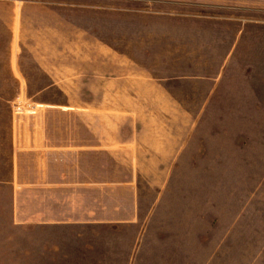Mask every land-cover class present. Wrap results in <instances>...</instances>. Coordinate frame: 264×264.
<instances>
[{"label": "rangeland", "instance_id": "obj_1", "mask_svg": "<svg viewBox=\"0 0 264 264\" xmlns=\"http://www.w3.org/2000/svg\"><path fill=\"white\" fill-rule=\"evenodd\" d=\"M33 1L89 8L95 15L111 7L143 18L145 11L168 20L200 15L215 21L218 33L236 30L242 37L240 49L248 48L244 39L263 40L248 61L257 70L256 63L263 60L257 54L264 52V0ZM126 40L119 52L81 42L62 49L94 57L108 51L111 60L119 56L106 78L117 76L119 66L127 76L123 94L112 93L118 86L111 83L104 94L9 95L4 96L7 104L0 99V264L118 262L119 245L136 226L139 243L148 238L139 254L143 263L145 247H153L160 232L162 239L174 241L175 263L264 264V110L227 109L228 100L216 95L205 99L194 91L181 101L194 109H167L170 96L142 80L148 71L137 65V45ZM152 43L138 50L158 52L155 71L164 72L172 63L159 51L164 47ZM183 52L172 55L177 54L174 61L184 58L175 67H189V53ZM56 73L61 78L83 76ZM135 77L142 79L135 84ZM78 120L94 121L93 127L88 123L93 136L85 128L76 130ZM39 121L58 125L61 131L54 137L60 146L49 143L48 150H62L52 166L41 169L28 158L22 164L23 153H30L15 149L17 142L30 151L27 135L40 128ZM136 216L137 224L125 222Z\"/></svg>", "mask_w": 264, "mask_h": 264}, {"label": "crops", "instance_id": "obj_2", "mask_svg": "<svg viewBox=\"0 0 264 264\" xmlns=\"http://www.w3.org/2000/svg\"><path fill=\"white\" fill-rule=\"evenodd\" d=\"M9 3H0V99L5 102L8 99L4 96L31 93L104 94V92L111 91L104 90V88L110 89L111 83L118 86H113L116 90H112V93L127 92V76L125 73L121 74L119 66L116 68L117 76L108 77L109 80L106 78L111 69L110 64L119 63V56H113L111 60L108 51L102 52L100 57H94L93 54L86 55L87 53L82 56L74 54V56L70 50L69 52L68 49L65 52L62 50L76 47L81 42L87 47L96 45L116 47L119 52L126 44L127 38L128 41H133V44L137 45V51H139L137 65L140 64L143 70L148 71L143 72L145 77L141 79L144 82H154L156 87L158 85L159 88L165 90L162 92L166 96H170L172 106L167 109H194L193 106H184L182 103L187 101L184 96H189L190 91H194L191 94L204 96L205 99L207 95H216L222 97L223 101L228 100L227 103L231 106L227 109L264 110V52H259V55L256 53L257 57L263 58L260 64L256 63L259 69L252 68L248 61L249 55H254L252 48L259 45L262 48L263 40L256 38L247 43L244 39L243 44L248 48L240 49L242 37L237 36L236 30L227 34L218 33V24L200 15L173 17L168 20L162 19V16H156L160 14L148 11L144 12V18L138 16L140 13H137V17L128 16L127 13L116 12L112 7L103 14L95 15L89 8L78 10V8L59 6L60 4L47 5L33 0H24V2L12 0ZM79 11L84 17H78ZM207 23L211 27L207 26ZM79 26L83 27L80 33L77 28ZM94 37L98 43H93ZM152 42L156 45L160 43L164 47L159 51L163 53L167 61L172 63V66L166 67L164 72L155 71V63L161 57L157 58L158 52L138 50L142 49L141 47L152 45ZM254 44H256L255 47ZM182 50L188 52L189 57L192 58H187L190 63L187 68L181 65L180 68L174 66L175 62H184L183 57L174 61L177 54L172 56ZM121 55L125 57V54ZM62 71L81 72L83 76L61 78L56 72ZM137 79L139 78L135 77L132 81L137 84ZM151 82L149 83L153 85ZM93 87L103 90H93ZM33 88L36 90H31ZM131 88L135 89L136 86ZM139 90L137 86V95L140 94ZM131 93H136V91H131ZM196 109L205 108L197 107ZM90 121L93 127L94 121L89 120V124ZM39 122L41 123V126L40 123L38 124L40 128L34 131V134L27 135L31 136V140L26 141L33 144L30 148L31 152L27 147L19 146L17 142L15 149L19 152L25 150L24 152L30 153V155L23 153L22 164L28 158L41 169L52 166V160L58 159L62 150L58 152V148H53L52 150H55L53 153L48 150L49 143L56 147L61 142L54 137L56 130L61 131L58 125L56 127V124L50 123L47 126L42 121ZM88 123L78 120L76 130L85 128V131L92 135L93 130ZM11 127L9 134L13 137L15 136L14 127L13 125ZM103 140H110V136ZM14 169L16 170L12 175H16L18 170L16 167ZM90 171L94 174V170L90 169ZM136 217L135 219L131 217L125 222L132 225L137 224L139 218ZM132 231L127 238H123V243L119 245L121 247L118 253L119 261L100 264H183L174 262L173 239L167 237L162 239L160 232L156 233L157 238L152 242L153 247L151 244L150 249L145 247L146 259L144 261L146 263L141 262L139 254L146 238L140 239L139 243L137 226ZM149 242L151 243V240ZM181 247L182 253L184 246ZM83 248L86 254L89 248L87 246Z\"/></svg>", "mask_w": 264, "mask_h": 264}]
</instances>
